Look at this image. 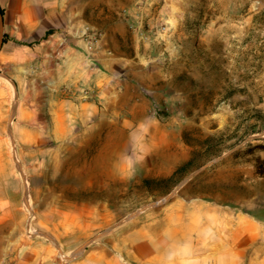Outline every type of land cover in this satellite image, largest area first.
Masks as SVG:
<instances>
[{
	"label": "rangeland",
	"instance_id": "rangeland-1",
	"mask_svg": "<svg viewBox=\"0 0 264 264\" xmlns=\"http://www.w3.org/2000/svg\"><path fill=\"white\" fill-rule=\"evenodd\" d=\"M134 5L144 10L151 3ZM182 5L171 28L165 19L150 24L154 33L142 36L148 44L139 51L131 34L116 38L128 59L112 68L123 80L114 84L112 114L103 113L102 122H111L114 145L124 141L120 129L128 133L148 118L167 123L179 144L174 149L186 154L180 164L193 150L196 161L160 193L146 190L142 179L167 177L176 167L163 176L123 179L113 170L110 177L97 168L103 162L95 160L97 140L80 147L50 129L5 130L8 123L54 121L46 107L22 99V80L0 68V181L15 207L2 231L22 242L42 240L64 264H108L106 257L112 264H137L130 248L136 225L170 202L204 199L264 210V176L254 169V159L264 158V0ZM89 30L84 41L92 46L102 31ZM78 87L70 96L75 101L90 90ZM22 248L18 244L12 253Z\"/></svg>",
	"mask_w": 264,
	"mask_h": 264
},
{
	"label": "crops",
	"instance_id": "crops-1",
	"mask_svg": "<svg viewBox=\"0 0 264 264\" xmlns=\"http://www.w3.org/2000/svg\"><path fill=\"white\" fill-rule=\"evenodd\" d=\"M137 1L0 0L4 40L0 68L22 80V99L33 108L46 107L54 121L19 123L20 127L8 123L3 129H50L60 141L73 140L80 147L97 140L95 160H103L97 168L110 172V177L113 170L123 179L163 176L183 162L186 154L174 149L179 144L167 123L148 118L128 133L120 129L124 141L114 145L111 122H102L103 113L112 114L114 84L123 80L114 77L112 68L128 59L118 50L116 38L131 34L134 50L139 51L148 44L142 36L154 33L150 24L165 19L171 28L186 0H150L144 10L135 7ZM171 7L177 11L171 13ZM93 27L102 31V38L89 46L84 34ZM80 85L90 90L75 101L70 96ZM1 183L0 262L64 264L42 240L22 242L9 229L2 231L15 207ZM262 207L242 210L204 199L170 202L136 225L131 255L137 264H264ZM18 244L24 248L13 254ZM105 263L112 264V257Z\"/></svg>",
	"mask_w": 264,
	"mask_h": 264
},
{
	"label": "trees",
	"instance_id": "trees-1",
	"mask_svg": "<svg viewBox=\"0 0 264 264\" xmlns=\"http://www.w3.org/2000/svg\"><path fill=\"white\" fill-rule=\"evenodd\" d=\"M0 13L2 15L1 8ZM196 158V150H193L190 157L184 163L176 166L169 176L158 178L145 177L142 179V186L148 191L166 193L174 185L173 183L182 177L187 168L196 161ZM254 169L257 175L264 176V158L258 156L254 159Z\"/></svg>",
	"mask_w": 264,
	"mask_h": 264
},
{
	"label": "water",
	"instance_id": "water-1",
	"mask_svg": "<svg viewBox=\"0 0 264 264\" xmlns=\"http://www.w3.org/2000/svg\"><path fill=\"white\" fill-rule=\"evenodd\" d=\"M2 42H3V22H2V15L0 13V48H1ZM173 193H174V191H172L168 196L161 198L159 201H154L151 204L157 205L158 203L165 201ZM139 211H141V209ZM131 216L132 215L126 216V219L130 218ZM81 248H82V246L79 249H81ZM70 258H72V257H70Z\"/></svg>",
	"mask_w": 264,
	"mask_h": 264
},
{
	"label": "built area",
	"instance_id": "built-area-1",
	"mask_svg": "<svg viewBox=\"0 0 264 264\" xmlns=\"http://www.w3.org/2000/svg\"><path fill=\"white\" fill-rule=\"evenodd\" d=\"M140 1V0H139ZM0 264H7V263H4V262H0Z\"/></svg>",
	"mask_w": 264,
	"mask_h": 264
}]
</instances>
